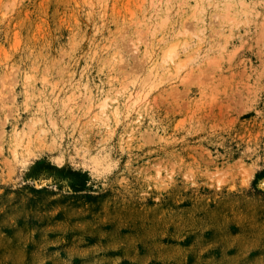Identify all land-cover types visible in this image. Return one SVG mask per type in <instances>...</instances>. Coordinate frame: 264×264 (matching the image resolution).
<instances>
[{"label": "rangeland", "instance_id": "1", "mask_svg": "<svg viewBox=\"0 0 264 264\" xmlns=\"http://www.w3.org/2000/svg\"><path fill=\"white\" fill-rule=\"evenodd\" d=\"M0 264H264V0H0Z\"/></svg>", "mask_w": 264, "mask_h": 264}, {"label": "bare ground", "instance_id": "2", "mask_svg": "<svg viewBox=\"0 0 264 264\" xmlns=\"http://www.w3.org/2000/svg\"><path fill=\"white\" fill-rule=\"evenodd\" d=\"M230 4H232V3H230ZM228 5H229V4H228ZM230 6H233V5H230ZM228 8H229V7H228ZM229 9H230V8H229ZM225 16H226V15H225ZM227 17H228V16H227ZM232 21H233V20H232ZM176 47H177V46H174L171 50H174ZM175 54H176V53H175ZM175 57H176V56L173 55L172 52L169 53V54L166 56V62H167L166 64L168 65V63H169L172 59H174ZM178 69L181 71V72H180V71H179V72L182 73V71H183V70H181L182 67L179 66ZM176 70H177V69H176ZM176 73H178V70H177ZM178 74H179V73H178ZM176 75H177V74H176ZM178 76H180V74H179ZM178 76H177V77H178ZM177 77H176V78H177ZM130 96H131V97H130V100H131V101H130L129 103H134L135 107H138V105H140V103L144 101V98H145V100L147 99V97H144V96H143V97H141V96H140V97H139V96H138V97H135V94H131ZM147 100H148V99H147ZM147 100H146V101H147ZM147 103H148V102H147ZM142 104H143V103H142ZM129 105H131V104H128V106H129ZM134 105L131 106V107H134ZM146 105H147V104H146ZM106 106H107V104L104 103L103 106L101 107V109H102L101 112L103 111V112H102L103 114H104V112H105V110H106ZM145 107H146V106H145ZM118 108H119V107H118ZM118 108H116V111H115L116 114H117ZM127 108H128V107H127ZM103 114H102V115H103ZM106 114H107V113H106ZM106 114H104V115L107 117ZM99 115H100V114H99ZM104 115H103V116H104ZM106 119H107V118H106ZM106 119H105V120H106ZM102 121H103V119H102ZM16 133H17V132H16ZM17 134H19V133H17ZM21 139H22V138H21Z\"/></svg>", "mask_w": 264, "mask_h": 264}]
</instances>
